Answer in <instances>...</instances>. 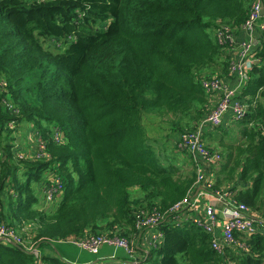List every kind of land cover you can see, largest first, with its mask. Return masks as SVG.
<instances>
[{"label":"trees","instance_id":"1","mask_svg":"<svg viewBox=\"0 0 264 264\" xmlns=\"http://www.w3.org/2000/svg\"><path fill=\"white\" fill-rule=\"evenodd\" d=\"M252 1L0 0V222L32 247L102 235L136 239L133 256L147 264H264L262 232L234 234L243 251L234 245L217 252L192 223L167 217L153 229L141 226L168 216L196 180L194 170L159 156L144 118L158 117L177 137L201 120L210 97L200 80L228 73L215 30L225 25L236 34ZM256 38L260 61L238 93L247 111L236 122L237 137L227 121L209 130L205 150L214 158L217 143L220 161L201 169L212 190L229 187L260 224L264 30ZM49 41L55 51L45 47ZM24 132L38 135L40 147L17 148ZM53 178L62 191L45 206L42 190ZM154 230L163 237L145 255L142 238ZM38 261L0 242V264ZM40 261L70 264L44 254Z\"/></svg>","mask_w":264,"mask_h":264},{"label":"built area","instance_id":"2","mask_svg":"<svg viewBox=\"0 0 264 264\" xmlns=\"http://www.w3.org/2000/svg\"><path fill=\"white\" fill-rule=\"evenodd\" d=\"M264 0H253L247 21L235 34L225 25H218L215 30L217 44L224 48L228 57V73L224 79L216 77L200 80L202 90L214 99L208 111L201 118L200 122L191 129L181 134L177 143L176 152L186 154L196 173V180L191 194L177 203L168 216L161 220L156 217H149L141 226L153 229L167 217L175 225L192 223L211 238V245L214 250L221 252L225 247L236 246L243 251V246L234 240V234L245 238L258 232L264 233V221L256 223L252 212L242 203L234 200L235 192L227 187V191L219 192L212 190V184L207 174L201 169V163H210L213 159L214 165L220 161L219 154L215 157L209 156L203 144V137L209 130L216 129L224 121L239 122L246 115L247 106L239 99V91L253 68L259 64L260 59L256 57L255 47L257 45V34L264 30ZM15 123L9 122L7 128L14 129ZM36 144L40 147L41 141L36 135ZM62 191V183L58 178H53L51 183L42 190L41 204L45 206L56 202ZM196 193L195 196L194 193ZM203 201L206 203L204 204ZM220 203L221 207L214 208L212 203ZM42 206V205H41ZM43 207V206H42ZM45 208V207H43ZM221 218V219H220ZM220 220V229L218 228ZM161 231H153L149 235L148 247H155L162 239ZM0 242L15 243L30 254L38 255L36 247L28 246L9 227L0 222ZM64 243L73 244L79 249L91 254H96L101 247H112L126 253L129 263L125 264H147L137 261L134 258L133 242H128L119 237L89 236L84 240H68Z\"/></svg>","mask_w":264,"mask_h":264},{"label":"rangeland","instance_id":"3","mask_svg":"<svg viewBox=\"0 0 264 264\" xmlns=\"http://www.w3.org/2000/svg\"><path fill=\"white\" fill-rule=\"evenodd\" d=\"M45 47L47 49H50L51 51H55L52 49V42H46ZM209 105L211 106L212 103L214 102V99L209 98ZM199 121H197L195 124H188L189 129H191L192 127H194L196 124H198ZM144 124H145V129L148 133V136L150 137V141L151 143L155 146V150L159 153V156H167L168 157V161L172 162L174 165H176L177 167H180L182 171L187 172L188 167L191 166V162L188 158V156L186 154H179L177 155V153H175L176 150V145L180 139V136L177 137V135H175V132L171 130V126L169 124H167L166 122L161 121L158 117L156 116H146L144 118ZM229 127H231V129H229V131H231V138L234 140L235 134L237 133V123L235 122H229ZM186 125V122H184L182 124V127L185 128L184 126ZM187 129V130H189ZM184 129V134L186 133V131ZM208 132L205 134V136L203 137V144L204 147L208 145L209 143V139H208ZM19 138H17V143L18 147H30V145L33 142H36V135L34 136H29L28 134H26V132L22 133L20 136H18ZM230 138V139H231ZM230 139L225 138L226 141H229ZM31 142V143H30ZM211 149H213V155H217L221 153V149L218 147L217 143H212V147H210ZM220 192V191H219ZM43 196H41V200H42ZM58 200V199H57ZM56 202H54L55 204ZM53 204V203H52ZM54 205H52V208ZM39 208H43L42 206H39ZM51 208V209H52ZM49 209V210H51ZM146 228V227H145ZM61 243V242H59ZM136 239L133 241L132 246H136ZM41 249V248H40ZM42 250V249H41ZM39 262V261H38Z\"/></svg>","mask_w":264,"mask_h":264},{"label":"crops","instance_id":"4","mask_svg":"<svg viewBox=\"0 0 264 264\" xmlns=\"http://www.w3.org/2000/svg\"><path fill=\"white\" fill-rule=\"evenodd\" d=\"M236 137H237V133L235 134V138ZM30 146H33V145L31 144ZM26 148H29V147H26ZM175 153H177L178 155V152L175 151ZM189 168L191 170H194V168H192V164ZM216 169H218V167H216ZM196 193L197 192H195L193 196H195ZM203 203L205 204L206 202L203 201ZM212 205L214 206L215 209L218 207H221L220 203L213 202ZM218 228L220 229V220H218ZM148 241H149V234H146V236L143 237L141 241V246L143 248L142 252L145 255H147L148 253L147 250H145L146 248H148L147 246ZM40 248L38 247L37 249L38 251L37 258H39V262L37 264H43L40 261L42 254L50 255V256H57L61 260L67 263H70V264H125V263H129L128 261L129 257H127L126 253H124L122 250L115 249L112 247H101L98 253L96 254L88 253L86 251L79 249L73 244L64 243V242L50 243Z\"/></svg>","mask_w":264,"mask_h":264},{"label":"water","instance_id":"5","mask_svg":"<svg viewBox=\"0 0 264 264\" xmlns=\"http://www.w3.org/2000/svg\"><path fill=\"white\" fill-rule=\"evenodd\" d=\"M262 14L264 15V10L262 11ZM61 136H63V135H61ZM11 245H14V246H16V244L15 243H10ZM36 249H38V246L36 247Z\"/></svg>","mask_w":264,"mask_h":264}]
</instances>
